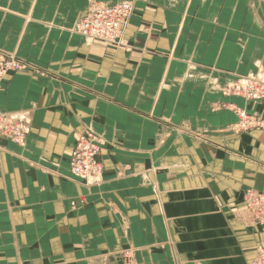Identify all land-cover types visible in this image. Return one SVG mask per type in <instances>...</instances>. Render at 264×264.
Instances as JSON below:
<instances>
[{
	"label": "crops",
	"instance_id": "obj_1",
	"mask_svg": "<svg viewBox=\"0 0 264 264\" xmlns=\"http://www.w3.org/2000/svg\"><path fill=\"white\" fill-rule=\"evenodd\" d=\"M15 1L26 17L0 8V52L28 70L0 81V116L28 134L0 136V264H250L264 228L243 194H264V100L220 89L264 77V0H129L118 46L70 31L89 0L0 5ZM231 106L259 125L234 132ZM86 131L101 140L92 185L68 168Z\"/></svg>",
	"mask_w": 264,
	"mask_h": 264
},
{
	"label": "built area",
	"instance_id": "obj_2",
	"mask_svg": "<svg viewBox=\"0 0 264 264\" xmlns=\"http://www.w3.org/2000/svg\"><path fill=\"white\" fill-rule=\"evenodd\" d=\"M131 7L126 3L114 6L97 5L91 8L79 21L75 33L86 41H100L106 44H117L122 28L131 15ZM24 66L13 58L0 56V81L9 72H20ZM220 92L226 96L240 97L247 102L264 100V77L249 75L238 77L223 85ZM232 107L237 117L233 125L234 132H246L256 128L259 123L245 109ZM28 134L27 123L22 117L15 115L0 116V136L12 143L20 145ZM101 140L92 131L80 134L69 154L68 168L70 174L86 185L96 184L102 175V164L99 160ZM243 201L252 222L264 228V194L247 189ZM123 264H131L132 254L125 252ZM250 264H264V251L259 248L256 257Z\"/></svg>",
	"mask_w": 264,
	"mask_h": 264
},
{
	"label": "rangeland",
	"instance_id": "obj_3",
	"mask_svg": "<svg viewBox=\"0 0 264 264\" xmlns=\"http://www.w3.org/2000/svg\"><path fill=\"white\" fill-rule=\"evenodd\" d=\"M5 1V0H4ZM7 1H9V0H7ZM120 3H126V4H128V5H130V7H131V12H133V10H134V7H133V3L131 2V1H129V0H115L114 2H102V1H96V0H89L88 1V5H87V7H86V9L82 12V13H80L77 17H76V19H75V21H74V23L71 25V27H70V31L72 32V33H75V28H76V26L78 25V23H79V21L86 15V13L91 9V8H93V7H96L97 5H106V6H114V5H117V4H120ZM3 6V7H2ZM16 6H17V3H16V1L15 2H13V4H11V3H9V4H4V5H0V8H5V9H7V10H4L3 12H2V14H1V16H2V19H9L10 20V12H12L13 11V16H15V15H17V14H19V15H21V16H23V17H26V13L25 12H23V11H21V13L18 11V9L16 8ZM132 14V13H131ZM131 16V15H130ZM9 20H1L0 19V27L1 26H9L10 25V22L11 21H9ZM129 20V19H128ZM128 20H127V22H128ZM12 24V23H11ZM127 24V23H126ZM126 24L124 25V27L126 26ZM11 26V25H10ZM124 27L122 28V31H123V29H124ZM122 31H121V33H120V36H119V38H118V40H117V44H114V46H118L119 44H120V37H121V34H122ZM76 34V33H75ZM86 41V40H85ZM0 56H2V57H5V58H13V59H15V60H17L18 62H20L23 66H24V69L22 70V71H20V72H17V73H21V72H24V71H26V70H28V67H27V64L26 63H24V61L23 60H21L20 58H18L17 56H16V54L15 53H11V52H8V51H6V50H1V52H0ZM9 74H15L14 72H9V73H7L4 77H6L7 75H9ZM241 133V132H240ZM263 250V249H262ZM258 251H259V249H257V253H258ZM264 251V250H263ZM257 253H256V255H257ZM256 255H255V257H256ZM254 257V258H255ZM122 260H124L123 259V256H122ZM253 261V260H252ZM251 261V262H252Z\"/></svg>",
	"mask_w": 264,
	"mask_h": 264
}]
</instances>
